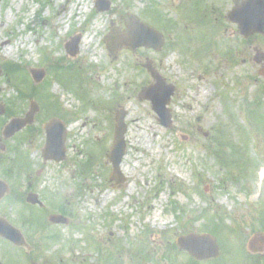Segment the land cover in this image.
I'll list each match as a JSON object with an SVG mask.
<instances>
[{
    "label": "rangeland",
    "instance_id": "obj_1",
    "mask_svg": "<svg viewBox=\"0 0 264 264\" xmlns=\"http://www.w3.org/2000/svg\"><path fill=\"white\" fill-rule=\"evenodd\" d=\"M108 1L99 13L98 0H0V179L71 213L68 226H54L55 212H33L42 264H264L247 255L264 232V39L240 35L233 0ZM131 17L163 34L161 52L110 54L104 37ZM78 35L72 56L66 47ZM147 60L175 87L170 129L140 98L156 83ZM35 70L45 73L40 83ZM34 102L33 125L5 139ZM121 107L127 181L116 185L108 154ZM54 118L67 124L61 163L42 152ZM204 233L220 251L200 262L178 239Z\"/></svg>",
    "mask_w": 264,
    "mask_h": 264
},
{
    "label": "water",
    "instance_id": "obj_2",
    "mask_svg": "<svg viewBox=\"0 0 264 264\" xmlns=\"http://www.w3.org/2000/svg\"><path fill=\"white\" fill-rule=\"evenodd\" d=\"M100 3V2H99ZM98 5V12L108 11L110 9V3L104 2ZM246 20H237L247 35L254 32H260L264 34V0H248L246 7ZM127 30L124 33H120L119 30L114 29L111 34L105 38L107 48L112 55H117L118 51L123 47L126 48H139L147 47L160 51L163 45L162 35L140 22L135 18H131L126 22ZM81 37H75L70 43V51L73 56L77 55L79 51ZM156 80V84L143 91L141 98L149 100L152 103L153 110L159 116V123L165 128L172 126V115L168 109L171 98L174 95V87L167 86L165 79L159 75V73L152 67V63L149 62L145 66ZM36 82H41L44 78L42 71H33ZM38 110V106L35 105V109L28 115L26 119H15L5 128V137L10 138L17 132L21 131L27 125H31L34 122V114ZM3 114V110H0V115ZM127 113L124 109H121L116 117V131L115 140L112 151L109 155L110 162L113 164V173L111 181L117 183H123L125 178L121 172V164L124 157L127 154V143L125 136L128 130L125 122ZM61 126L62 133L59 130ZM48 132V142L46 149L44 150V158L46 160H55L57 162L63 161L66 158V130L65 127L58 121L53 120L46 126ZM60 135L62 136L60 138ZM8 186L0 181V198H2L7 192ZM37 196L30 195L29 202L36 204ZM50 221L55 224H67L68 221L62 216H51ZM9 227L6 225L3 229V234H9ZM11 228V227H10ZM180 246L189 251L193 256L202 260L207 258H214L218 255L219 249L215 239L210 235L196 236L191 235L187 238H182L179 241ZM249 250L253 253H264V233L256 234L249 242Z\"/></svg>",
    "mask_w": 264,
    "mask_h": 264
},
{
    "label": "flooded vegetation",
    "instance_id": "obj_3",
    "mask_svg": "<svg viewBox=\"0 0 264 264\" xmlns=\"http://www.w3.org/2000/svg\"><path fill=\"white\" fill-rule=\"evenodd\" d=\"M239 33L245 39L253 37L264 39V36L261 34H255L247 38L240 31ZM44 173L43 169L38 170L36 172L37 178H43ZM28 184V189L30 190L31 187L35 186L36 188L38 182L34 180L32 183L28 182ZM30 194L38 195L42 204H29L28 197ZM48 208L49 212L50 210L51 212H55L50 215L58 214L68 218L71 217V213L66 212L63 207H60L57 211L53 210L52 204L49 205L42 194L34 190L24 192L20 184L19 186L17 184L15 188L9 186L6 196L0 199V264H42V260L44 259L43 253L41 248L37 247L35 237H33L32 234L37 233L33 212L39 211L47 215L46 210H48ZM6 223L13 228L9 229V234L4 235L3 227ZM30 225L31 228L34 229L31 231V234L28 229H26L30 228ZM18 235L22 237L19 243L15 240ZM248 257L264 262V257L261 255L249 254Z\"/></svg>",
    "mask_w": 264,
    "mask_h": 264
},
{
    "label": "bare ground",
    "instance_id": "obj_4",
    "mask_svg": "<svg viewBox=\"0 0 264 264\" xmlns=\"http://www.w3.org/2000/svg\"><path fill=\"white\" fill-rule=\"evenodd\" d=\"M74 6H75V5H74ZM67 7H68V6H65V11L68 9ZM78 7H79V6H78ZM83 10H84V9H82V11H83ZM76 14H77V13H76ZM89 41H93V38L88 39V40L84 38V39H83V45L87 46V45L89 44ZM86 49H87V48H86ZM10 53H11V52H10ZM144 143H145V142H144ZM133 190H134L133 187L130 188V192L133 191ZM109 198H110V194L105 195V196H104V201L107 200V199H109Z\"/></svg>",
    "mask_w": 264,
    "mask_h": 264
},
{
    "label": "trees",
    "instance_id": "obj_5",
    "mask_svg": "<svg viewBox=\"0 0 264 264\" xmlns=\"http://www.w3.org/2000/svg\"><path fill=\"white\" fill-rule=\"evenodd\" d=\"M8 66H10V65H8ZM13 71H14V72H17V71H18L17 67H15V66H14V67H9L8 72L11 73V72H13ZM221 152H222L221 149H218V150H217V154H220Z\"/></svg>",
    "mask_w": 264,
    "mask_h": 264
}]
</instances>
